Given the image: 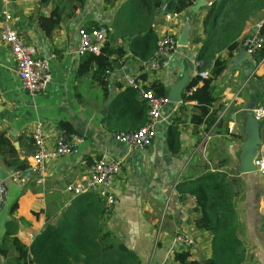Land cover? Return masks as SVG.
<instances>
[{"label":"crops","instance_id":"1","mask_svg":"<svg viewBox=\"0 0 264 264\" xmlns=\"http://www.w3.org/2000/svg\"><path fill=\"white\" fill-rule=\"evenodd\" d=\"M208 1L226 2L202 0L182 11L175 27L178 47L170 68L148 71L145 65L152 55L141 58L130 45L135 35L119 33L117 25L118 18L137 7V1L117 0L110 5L105 0H51L47 7L40 8L38 0H11L19 34L36 47L38 55L49 59L53 76L44 91L36 97L30 96L21 86L9 48L0 42V133L13 143L18 158L27 160L29 165L35 151L31 131L37 122L55 138H68L70 133L61 125L65 121L85 141L77 154L58 157L48 164L44 183H39L36 176L19 180L22 172L6 166L3 160L9 156L0 148V167L9 173L8 178L0 179V264L6 260L17 264L15 245L6 237L7 222L18 219L14 234L24 244H31V236L42 231L47 219L59 215L72 203L73 198L64 191L66 184L78 181L104 152L123 160L122 173L114 186L118 203L111 208L109 226L116 242H124L136 251L143 264H180L176 254L181 251H189L191 258L199 261L212 256V235L195 226L200 213L196 199L181 193L179 187L186 179L200 174L205 164L210 170L225 171L234 179L244 180L248 186L250 201L238 207L232 200L238 214L239 238L246 252L242 264H264V176L242 171L250 167L254 152H259L264 143V118L256 121L253 117V110L264 106V53H257L260 57L257 60L256 55H247L240 43L231 55L228 50L217 54L216 59L226 61V67L212 82L216 98L213 111L219 115L221 125L208 131L205 124L195 128L191 122L194 102L184 103L182 99L193 78L192 72L200 70L202 65L204 40L194 42V36L205 37L202 21L212 5L206 4ZM1 7L2 0L0 11ZM53 10L61 21L48 35L39 25L38 15L49 16ZM162 15L156 16V33ZM259 21L253 15L249 18L240 42ZM94 25H107L109 39L125 50L120 64L116 63L105 77L107 94L90 74H78L83 56L77 53V31L81 26ZM185 27L188 37L183 44L179 40ZM203 70L212 74L211 66ZM130 76L150 86L161 82L170 99L164 110L166 120L158 127L154 142L146 151L130 152L125 144L112 138L114 132L138 127L133 122L135 113L130 105L135 102L138 106L137 100H143L138 93L135 98L124 96L131 87L126 80ZM171 124L180 130L178 152L168 145ZM205 132H211L212 136L207 144L203 141ZM234 191L238 193L237 189ZM16 201L18 207L11 214ZM180 233H186L192 244L177 245L171 253L174 238ZM4 249L8 250L7 255L2 254Z\"/></svg>","mask_w":264,"mask_h":264},{"label":"trees","instance_id":"2","mask_svg":"<svg viewBox=\"0 0 264 264\" xmlns=\"http://www.w3.org/2000/svg\"><path fill=\"white\" fill-rule=\"evenodd\" d=\"M117 0H105L107 4H114ZM137 1V7L131 13H125L118 18L119 33L126 32L135 35L131 48L141 58L152 55L156 47L157 34L154 23L161 8L170 0H131ZM51 0H38L39 7H47ZM194 5V0H176L175 12H182ZM263 8L260 0H226L223 3L213 2L206 17L202 21L204 39L195 34L194 42L204 40L201 49L202 65L200 70L211 66L212 77L203 79L193 77L183 94V102H194L191 122L197 128L205 124V131L215 127L218 121L217 112L213 111L216 98L213 95L212 82L224 68L226 61L216 59L222 50H228L230 55L239 47L240 36L249 18ZM39 25L51 35L59 27L61 18L56 10L49 16L38 15ZM98 25L88 26V29ZM125 50L109 39L98 54L88 53L83 56L78 69L79 75L90 74L104 93L108 92L105 77L120 60ZM260 57L256 55L258 60ZM216 59V60H215ZM214 60L216 63H214ZM117 63V64H116ZM157 95L164 96L166 90L161 82H154L150 86ZM195 87L191 94L188 91ZM124 96L135 98L137 90L127 88ZM130 105L135 113L133 122L138 127L147 119V105L145 101H138ZM180 108H184L181 105ZM61 125L70 134L74 130L65 121ZM221 125V123L219 124ZM137 127V128H138ZM168 145L173 152L181 147L180 130L171 124L168 130ZM7 153L9 159L3 162L16 171L24 172L29 168L27 160L18 158L13 143L0 133V148ZM220 165V164H219ZM221 166V165H220ZM203 171L196 177L188 178L179 187L180 192L195 197L199 208V215L195 219L197 229L210 232L212 235V256L199 261L191 258L189 251L176 254L180 264H242L246 260V252L239 238L238 214L234 212L232 204L234 192V178L225 171L210 170L207 165L201 166ZM18 207L16 201L10 209L13 214ZM111 209L95 194L87 193L73 198L72 203L59 215L48 218L42 231L35 236L32 243L24 244L13 232L18 219L7 222L6 237H10L17 250L15 258L17 264H143L140 255L129 248L124 242H116L115 234L109 226ZM21 220V219H19ZM8 250H2L7 255ZM2 264H11L6 260Z\"/></svg>","mask_w":264,"mask_h":264},{"label":"built area","instance_id":"3","mask_svg":"<svg viewBox=\"0 0 264 264\" xmlns=\"http://www.w3.org/2000/svg\"><path fill=\"white\" fill-rule=\"evenodd\" d=\"M202 0H194V4H200ZM0 14V42L5 44L15 62L21 86L30 96L36 97L48 86L52 80V69L48 58L38 55L33 44L27 43L19 34L15 26V18L11 8V0H2ZM206 4L211 5L208 1ZM163 5L161 11L162 22L158 27L157 42L155 50L145 65V70L159 71L170 68L174 54L177 51L178 41L175 27L181 12L166 11ZM155 31V30H154ZM77 53L84 56L88 53L98 54L109 39L110 28L100 25L88 29L84 26L78 28ZM241 47L249 56L264 53V18L257 22L252 32L241 39ZM193 77L210 79L212 77L208 70H195ZM129 86L137 90L139 97L147 105L146 122L134 130L118 131L112 134V138L121 144H125L130 152L146 151L154 142L158 127L166 120L164 110L170 102L168 96H159L145 81L138 77H127ZM192 87L188 94L194 90ZM254 118L260 121L264 118V106H257L254 110ZM233 127L231 126V129ZM31 137L35 147L32 155V163L29 168L18 175V179H27L36 176L39 183L45 182L48 164L63 156L75 155L85 138L79 134L72 133L68 138L57 137L45 130L40 122H37L31 131ZM212 139L211 132L204 133L205 144ZM254 165L258 173L264 176V143L254 158ZM123 170V160L112 156L108 152L102 153L93 161L78 181L66 184L65 193L70 198H75L87 193L95 194L105 205L111 209L118 203L114 193V186ZM2 202L0 188V203ZM35 234L31 236L32 240ZM174 246L170 249L175 252V246L192 244L191 238L186 233L177 234L173 241Z\"/></svg>","mask_w":264,"mask_h":264},{"label":"rangeland","instance_id":"4","mask_svg":"<svg viewBox=\"0 0 264 264\" xmlns=\"http://www.w3.org/2000/svg\"><path fill=\"white\" fill-rule=\"evenodd\" d=\"M260 2L262 3V5H263V8H261V9H259V10H257L254 14H253V17L255 18V20H261V19H263L264 18V0H260ZM136 8V7H135ZM135 8H131V9H128L127 10V13L129 14V13H131L132 12V10H134ZM254 176V175H253ZM258 178V177H257ZM240 178H238V179H234V181H235V184H234V188H233V192H234V197H233V199H234V201H233V203H234V205L236 206V205H238V207L240 206V205H242V203H244V202H248V201H250V199H251V194L249 193V191H248V186L246 185V183H245V181L244 180H242V179H240ZM234 189H237L238 190V193H236L235 191H234ZM253 190H254V188H253ZM236 194H238L237 196H236Z\"/></svg>","mask_w":264,"mask_h":264},{"label":"water","instance_id":"5","mask_svg":"<svg viewBox=\"0 0 264 264\" xmlns=\"http://www.w3.org/2000/svg\"><path fill=\"white\" fill-rule=\"evenodd\" d=\"M175 4H176V0H170V1L167 3V5H166V11H167V12H171V11H173V10H174V7H175ZM2 5H3V3H2ZM1 9H2V7H1ZM0 14H1V11H0ZM187 37H188V29H187V27H185V30H184V32H183V34H182V37H181V39L179 40V43H183V44L187 43V41H186V38H187ZM253 117H254V116H253ZM254 120H256V119L254 118ZM256 121H257V120H256ZM257 153H258V152H254L250 167L243 168V169H242L243 172H251V171H252V172H256V171H257V168H256V166L254 165V158L256 157ZM8 177H9V173L6 172L4 168L0 167V179H1V180H5V179L8 178ZM1 187H2V189H3L2 193L4 194L5 191H6V186L3 184Z\"/></svg>","mask_w":264,"mask_h":264}]
</instances>
